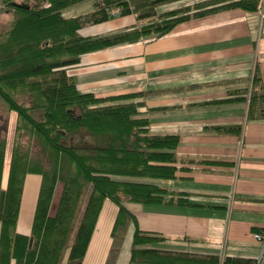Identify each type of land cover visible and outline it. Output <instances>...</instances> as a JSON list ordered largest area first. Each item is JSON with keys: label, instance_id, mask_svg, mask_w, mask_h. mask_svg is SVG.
I'll return each instance as SVG.
<instances>
[{"label": "trees", "instance_id": "obj_1", "mask_svg": "<svg viewBox=\"0 0 264 264\" xmlns=\"http://www.w3.org/2000/svg\"><path fill=\"white\" fill-rule=\"evenodd\" d=\"M28 1L0 0L15 13L0 36V100L17 115L6 183L7 138L0 136V264H81L105 199L118 208L107 264L130 221L135 224L132 254L147 251L135 247L161 236L139 230L126 203H189L183 192H170L154 181L175 177L179 136L150 132L141 110L143 92H80L71 70L83 53L159 37L181 22L222 10L256 11L259 0H200L162 12L156 7L172 0H95L93 10L71 17H64L63 9L84 0H49L50 6ZM133 14L136 21L121 28L83 33ZM247 115L264 117V94L257 89L250 92ZM215 129L238 133L240 128ZM27 174H39L41 183L30 234H23L17 223ZM154 261L218 263L215 256L192 253ZM222 263L250 260L226 257Z\"/></svg>", "mask_w": 264, "mask_h": 264}, {"label": "crops", "instance_id": "obj_2", "mask_svg": "<svg viewBox=\"0 0 264 264\" xmlns=\"http://www.w3.org/2000/svg\"><path fill=\"white\" fill-rule=\"evenodd\" d=\"M132 17L88 28H117ZM258 25L257 11L222 10L181 22L159 37L83 53L71 70L80 92H143L141 110L150 132L179 136L175 177L154 181L183 192L189 203L127 202L139 230L161 237L137 245L147 251L133 255L130 221L111 264H170L154 260L175 253L215 256L217 264L226 257L250 264L259 258L257 264H264L261 242L253 237L264 229V117L247 115L249 93L264 94V36L258 37ZM215 126L240 129L222 133ZM40 183L39 174L25 177L20 233L30 234ZM117 211L104 200L81 264H107Z\"/></svg>", "mask_w": 264, "mask_h": 264}, {"label": "rangeland", "instance_id": "obj_3", "mask_svg": "<svg viewBox=\"0 0 264 264\" xmlns=\"http://www.w3.org/2000/svg\"><path fill=\"white\" fill-rule=\"evenodd\" d=\"M18 1H22V0H18ZM94 1L95 0H84L78 3H75L73 5H70L66 7L65 9H63L62 15L64 17H71V16H76L82 13L89 12L94 9ZM198 1L200 0H172V1L159 4L156 7V10L157 12H162V11H166V10L173 9V8H179V7H183L186 5H191ZM28 2L33 4L34 0H29ZM263 2L264 0L258 1L256 11L259 9L263 11ZM41 4H43L44 6H50V1L44 0L42 1ZM14 15H15L14 11L8 4L0 2V36L6 30L9 29ZM132 16H133L132 20H130L128 23H134L136 21V14H133ZM108 26H110V24L99 25L98 27L93 28V29L87 27L85 30H83V33L101 34V33L110 32L112 30L123 27V26H120L117 28H110ZM141 39H147V38L141 37ZM16 119H17L16 113L14 111H8L6 105L0 100V136H5L7 138V149H6L7 152H6V158H5L6 161L4 164L3 174H5V170L8 171V167H9L10 152H11L12 142L14 139V128L16 124ZM58 190H59V186H58L57 191L55 192L54 199H53L54 201H56ZM105 210H106V215H107L108 209L106 208ZM104 219L105 217H102V221L100 224L102 228L104 226L103 224Z\"/></svg>", "mask_w": 264, "mask_h": 264}, {"label": "built area", "instance_id": "obj_4", "mask_svg": "<svg viewBox=\"0 0 264 264\" xmlns=\"http://www.w3.org/2000/svg\"><path fill=\"white\" fill-rule=\"evenodd\" d=\"M257 12H258V16H259V25H258V34L257 35L259 37L261 35L264 36V22H263L264 12L261 9L257 10ZM249 95H250V93H249ZM253 237L256 240L261 242V248L263 251L264 250V229L254 232ZM258 261H259V258L256 259L254 264H257Z\"/></svg>", "mask_w": 264, "mask_h": 264}]
</instances>
